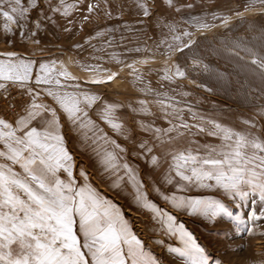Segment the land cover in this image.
Returning <instances> with one entry per match:
<instances>
[{
    "label": "rangeland",
    "instance_id": "rangeland-1",
    "mask_svg": "<svg viewBox=\"0 0 264 264\" xmlns=\"http://www.w3.org/2000/svg\"><path fill=\"white\" fill-rule=\"evenodd\" d=\"M89 4L93 5L91 12ZM21 5L27 9L25 19L19 24L7 22L11 32L4 31L6 21L0 16V54L15 53L13 63L33 62L32 72L27 80H0V84H27L30 105L35 102L55 110L63 146L72 157L75 183H85L81 171L85 172L91 186L122 211L156 264H182L183 258L170 251L182 247V243L158 215L137 202L138 190L147 201L174 216L176 225H184L205 250L208 264H264V235L260 234L264 233V219L255 226H237L226 217L209 220L178 211L163 198L175 195L218 200L230 208L233 216L247 220L252 197L236 208L240 202L214 186L191 184L178 191V184L184 182L170 171V166L174 163L173 153L191 151L203 157L209 149L226 150V143L231 141L208 135L216 131V124L264 142V69L252 63L264 58V3L31 0L30 4L29 0H21ZM41 63L64 88L36 83L37 74L45 75ZM177 68L183 77L176 75ZM62 71L74 79L61 77ZM110 75L113 78L109 81ZM49 89L95 97L91 107L82 104L88 113L85 124L88 120L92 124L73 125L47 94ZM108 105L114 106L110 120L119 129L102 118ZM174 109L180 110L179 118ZM27 110L11 123L4 121L12 125ZM43 112L40 122L51 115L50 111ZM181 120L190 127H179ZM174 126L179 134L169 131ZM201 127L203 132L199 131ZM0 151H6L4 144H0ZM106 153L117 158L115 169L105 170ZM153 157L156 164L152 163ZM0 162L10 163L4 158ZM124 164L134 173L139 188L130 181ZM14 170L21 171L18 165ZM57 175L68 180L63 168ZM261 207L257 198V214ZM247 227H253V234Z\"/></svg>",
    "mask_w": 264,
    "mask_h": 264
},
{
    "label": "snow or ice",
    "instance_id": "snow-or-ice-1",
    "mask_svg": "<svg viewBox=\"0 0 264 264\" xmlns=\"http://www.w3.org/2000/svg\"><path fill=\"white\" fill-rule=\"evenodd\" d=\"M29 2L31 4V0ZM261 2L264 3V0ZM92 9L93 5L89 4L88 11ZM26 11L21 0H0V16L6 21L4 31L11 32L7 22L19 24L20 20L25 19ZM144 14L148 15L147 8H144ZM0 56L4 57L0 59V80L23 81L29 78L33 62L19 60L13 63L15 53H3ZM252 63L264 69V58L260 62L254 59ZM39 67L45 75H36L37 84L54 83L56 89L65 87L60 79L50 74L47 65L41 63ZM59 75L74 79L66 71ZM176 75L183 77L184 73L177 68ZM112 78L110 75L107 79L110 81ZM165 79L168 77L165 76ZM2 87L4 85L0 84ZM47 94L73 125L87 127L92 124L91 120L85 124L88 113L82 104L91 107L95 97L87 93L51 89ZM113 107L106 106L102 118L111 127L119 129L120 126L110 120ZM30 109L26 118L16 121V129L0 120V129H3L0 130V141H3L6 149L0 151V158L10 162H0V264H156L155 258L145 251L142 241L133 233L122 211L91 186L85 172L81 171L85 183H75L71 171L72 157L63 146L55 110L35 102L30 105ZM40 109L50 111L52 118L46 121L43 129L29 127L30 121L41 114L38 111ZM174 112L179 118L180 110L174 109ZM179 127L187 129L190 126L181 120ZM215 128L216 131L208 135H220L223 141H231L226 143V150L216 152L215 149H209L203 157L191 151L173 153L174 163L170 171H174L179 181L184 182L178 184V191H183L184 187L191 184L197 187L214 186L223 190L230 199L238 200L240 203L235 204L236 208L243 207V202L252 197V210L247 213V220L240 215L233 216L230 208L218 200L175 195L163 198L176 210L187 211L189 215H199L209 220L226 217L237 226H255L257 221L264 219V155H258L264 153V142L257 138L248 139L219 124ZM172 130L179 134V128L174 126L169 129ZM17 131H21L22 135L17 136ZM199 131L203 132L204 128H199ZM105 155V170L115 169L118 166L114 163L117 158L111 153ZM156 162L153 157L152 163ZM17 165L21 170L19 172L14 170ZM123 167L130 174V181L139 188V185H135L136 177L129 166L124 164ZM61 168L68 175L67 181L57 175ZM208 181L215 183L208 184ZM168 183H172V180L169 179ZM257 198L262 205L259 214L255 209ZM136 200L142 203L143 208L158 215L170 233L178 235L182 247L170 251L183 258L182 264H208L205 250L185 230L183 224L176 225L174 216L147 201L139 190ZM246 230L253 234V227H247Z\"/></svg>",
    "mask_w": 264,
    "mask_h": 264
},
{
    "label": "built area",
    "instance_id": "built-area-1",
    "mask_svg": "<svg viewBox=\"0 0 264 264\" xmlns=\"http://www.w3.org/2000/svg\"><path fill=\"white\" fill-rule=\"evenodd\" d=\"M28 85L20 82L6 84L0 88V117L11 123L30 106Z\"/></svg>",
    "mask_w": 264,
    "mask_h": 264
},
{
    "label": "crops",
    "instance_id": "crops-1",
    "mask_svg": "<svg viewBox=\"0 0 264 264\" xmlns=\"http://www.w3.org/2000/svg\"><path fill=\"white\" fill-rule=\"evenodd\" d=\"M29 110H31L30 108L27 110V112H25L24 114H22L21 116H19L16 120H15V122L12 124V127H13V129H16L17 127H18V125L16 124V121L18 120V119H20V118H22V117H24V118H26L27 117V114H28V111ZM38 111H40V115L38 116V117H36L34 120H32V121H30V123H29V127H36L37 129H43V127L45 126V124H46V121H48V120H50L52 117H51V115H49L44 121H42V122H40L39 121V119H40V117L43 115V109H40V110H38ZM57 116V115H56ZM57 119H58V117H57ZM20 127H22V126H20ZM59 128H60V125H59ZM60 130V129H59ZM16 135L17 136H20V135H22V132L21 131H17L16 132ZM0 144H4L3 143V141H0Z\"/></svg>",
    "mask_w": 264,
    "mask_h": 264
}]
</instances>
